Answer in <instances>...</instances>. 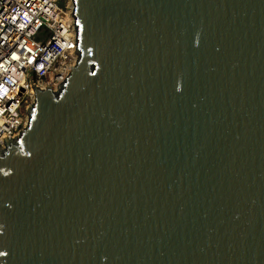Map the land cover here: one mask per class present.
Returning a JSON list of instances; mask_svg holds the SVG:
<instances>
[{
    "label": "water",
    "instance_id": "1",
    "mask_svg": "<svg viewBox=\"0 0 264 264\" xmlns=\"http://www.w3.org/2000/svg\"><path fill=\"white\" fill-rule=\"evenodd\" d=\"M73 5L0 144V264H264V0Z\"/></svg>",
    "mask_w": 264,
    "mask_h": 264
},
{
    "label": "built area",
    "instance_id": "2",
    "mask_svg": "<svg viewBox=\"0 0 264 264\" xmlns=\"http://www.w3.org/2000/svg\"><path fill=\"white\" fill-rule=\"evenodd\" d=\"M73 0H0V144L27 125L34 87L64 79L78 57Z\"/></svg>",
    "mask_w": 264,
    "mask_h": 264
},
{
    "label": "rangeland",
    "instance_id": "3",
    "mask_svg": "<svg viewBox=\"0 0 264 264\" xmlns=\"http://www.w3.org/2000/svg\"><path fill=\"white\" fill-rule=\"evenodd\" d=\"M59 5H63V0H58Z\"/></svg>",
    "mask_w": 264,
    "mask_h": 264
}]
</instances>
